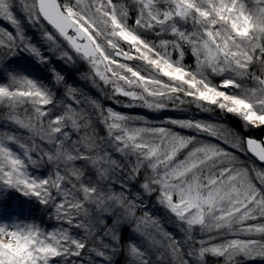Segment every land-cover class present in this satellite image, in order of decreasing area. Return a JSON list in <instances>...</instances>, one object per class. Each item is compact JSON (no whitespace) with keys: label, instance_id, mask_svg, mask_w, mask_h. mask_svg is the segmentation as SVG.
Here are the masks:
<instances>
[{"label":"snow or ice","instance_id":"obj_1","mask_svg":"<svg viewBox=\"0 0 264 264\" xmlns=\"http://www.w3.org/2000/svg\"><path fill=\"white\" fill-rule=\"evenodd\" d=\"M0 264H264V0H0Z\"/></svg>","mask_w":264,"mask_h":264},{"label":"trees","instance_id":"obj_2","mask_svg":"<svg viewBox=\"0 0 264 264\" xmlns=\"http://www.w3.org/2000/svg\"><path fill=\"white\" fill-rule=\"evenodd\" d=\"M12 206L22 207V214H24L25 216H28L30 212L31 215L36 218H39L42 215L41 211L34 209L28 202H25L23 200L15 201Z\"/></svg>","mask_w":264,"mask_h":264},{"label":"rangeland","instance_id":"obj_3","mask_svg":"<svg viewBox=\"0 0 264 264\" xmlns=\"http://www.w3.org/2000/svg\"><path fill=\"white\" fill-rule=\"evenodd\" d=\"M158 115V114H156ZM12 211H19L22 213V207H15V206H12Z\"/></svg>","mask_w":264,"mask_h":264}]
</instances>
